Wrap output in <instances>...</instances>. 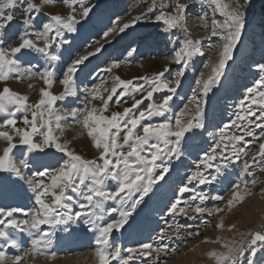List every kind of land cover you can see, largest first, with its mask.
<instances>
[{"label": "snow or ice", "instance_id": "6c2138e0", "mask_svg": "<svg viewBox=\"0 0 264 264\" xmlns=\"http://www.w3.org/2000/svg\"><path fill=\"white\" fill-rule=\"evenodd\" d=\"M53 2L0 0V173L25 181L35 202L26 211L0 207V264H27L29 258L38 256L53 258L47 250L57 231L67 232L77 224L94 236V264H145L146 258L153 256L149 264H160V254L169 250L164 242L185 227L178 218L192 220L203 218L205 213L214 216L230 212L261 183L252 169L264 173V63L257 65L259 78L246 88L230 122L209 133V150L167 206L165 216L171 220H165L166 226L156 234V246L143 242L127 248L112 245L113 234L121 232L153 186L169 172L172 159L183 155L181 144L186 134L205 127L203 102L197 91L206 96L232 59L245 27L244 5L241 0H142L144 11L122 24L119 19L114 21L103 39L111 43L109 36L141 22L157 26L175 45L162 69L131 79L114 74L115 69L131 63L128 58L136 51L132 48L124 60L112 61L102 69L110 79L81 87L77 84L78 71L90 57L102 52L104 44L97 42L93 50L65 62L66 67L60 63L62 53L58 50L70 44L66 34L77 32V25L89 17L92 7L89 0H62L66 13L45 11ZM192 16L195 24L190 28ZM195 29H203L206 35L194 38ZM214 37L216 57L204 64L209 72L200 74L188 103L173 112L170 102L182 78L193 58L203 55L201 41ZM171 65L179 67L168 79ZM10 80L42 82L37 99L30 102L27 94L14 91ZM57 85L58 93L53 91ZM27 87L34 89L35 85L28 83ZM154 94L162 95L157 98ZM68 98L79 100L82 107H57ZM122 104L128 106L121 108ZM154 118L160 119L153 122ZM69 119L79 128V135L88 139L94 157L80 154L71 147V141L64 139ZM253 144H258L255 150L250 148ZM50 149L61 154L57 165L26 176L24 170L31 168L34 156L47 155ZM237 161H242L241 179L232 185L230 198L210 196L200 189V185H211ZM213 168L214 173L209 174L207 170ZM209 200L223 201L225 207L207 208L205 202ZM15 213H22L24 218L17 219ZM215 229L234 235L201 241L218 246L204 253L210 264H264V223L255 230L239 231L234 223L226 225L221 216ZM23 234L30 239L27 250L21 248ZM10 249L22 254L8 256L6 251Z\"/></svg>", "mask_w": 264, "mask_h": 264}, {"label": "rangeland", "instance_id": "374dc122", "mask_svg": "<svg viewBox=\"0 0 264 264\" xmlns=\"http://www.w3.org/2000/svg\"><path fill=\"white\" fill-rule=\"evenodd\" d=\"M245 11V27L242 30L241 38L237 46L233 49L232 59L229 60L223 70L219 81L213 86L206 96H202L199 91L197 95L203 102L204 124L203 129H196L187 133L185 140L182 141L181 148L183 155L179 159L173 158L168 173L159 180L148 196L129 217L128 223L121 232L113 234V247L123 248L135 247L139 243L155 244L156 234L166 225L165 220H171L170 216H165L167 206L175 198L178 188L186 182V177L191 170H194L196 162L209 150L212 140L209 133L215 132L218 127L229 123L233 118V113L237 110L236 105L243 99L247 87H251L256 79L259 78L257 65L264 63V0H241ZM92 11L85 21L77 25V32L66 34L70 44L61 47L58 52L62 53L63 67L85 51L93 50L99 44H104L101 53L95 57H90L77 73L78 86H91L94 82L102 79H110V74L103 72L112 61L124 60L127 51L135 48L134 55L128 58L131 63L124 64L119 69L114 70V74L122 78L131 79L137 76L151 74L162 69L166 62L165 57L171 54V49L175 46L167 34H162L157 26L151 23L141 22L127 29L119 35L109 36L111 43H105L103 33L114 27L113 22L119 19L124 23L132 16L144 11L146 5L142 6V0H89ZM235 6V5H233ZM45 11L66 13L62 0H54L52 4L44 9ZM199 9H197L198 11ZM20 17L17 16V20ZM195 24V17L189 20V27ZM16 24H13V31ZM203 29L193 30V37L200 38L205 36ZM217 43V38L201 41V52L203 55L193 58L191 66L182 78L181 86L177 89L176 95L170 102L172 111H178L188 103V98L193 95V89H197L196 79L203 72L207 74L209 69L204 64L209 58L215 59L216 50L212 45ZM37 60H33L36 63ZM67 62V63H65ZM179 66L171 65L170 72L166 74L171 79ZM58 75L61 71L58 70ZM28 83L35 85L34 89L27 87ZM134 83H142L135 81ZM9 86L22 94H27L30 102H34L38 97L42 82L38 80L25 81L23 83L10 80ZM53 91L59 92L57 85ZM159 98L162 94H154ZM130 99L128 104H130ZM147 101L145 102V104ZM128 106L127 104H122ZM57 107L71 108L82 107L79 100L68 98L66 101L57 103ZM115 109V105L113 106ZM194 107V106H190ZM171 114V113H169ZM2 119V117H0ZM160 118H154L153 122H158ZM259 130H257L258 132ZM64 139L71 141V147L77 152L92 158L94 151L89 146L86 137L79 135V128L74 126L71 119L67 121ZM250 139V138H246ZM3 147V141H0ZM258 144L250 146L252 150ZM48 154L35 155L30 161L31 168L24 170L25 175L43 167H55L59 159V153L54 149L47 150ZM19 158V151H16ZM242 161H237L229 165L223 173L217 175L216 181L211 185H200V189L211 195H221L225 200L230 198L232 185L241 179ZM209 174L214 173L213 169L207 170ZM254 175L261 183L251 189L252 195L237 205L230 212L220 213L214 216L204 214L203 218L197 217L192 220L178 218L179 222L185 227L181 228L179 235H174L164 243L168 244V252L160 254V264H210L204 253L217 245L201 243L205 238L214 239L216 236L230 238L234 233L220 232L215 229V224L224 217L225 224H236L237 230H255L264 223V173L259 169H252ZM243 179H251L244 176ZM188 194H185V198ZM33 193L29 190L25 181L18 179L9 173H0V207L10 208L19 207L25 211L34 206ZM113 207L112 202H108ZM207 208H224L223 201H206ZM117 215V214H113ZM17 219H23L22 213H15ZM164 219H161V218ZM47 230V226H42ZM197 233L199 235H197ZM21 234H18V236ZM30 247V239L27 234L22 235L21 248L27 250ZM94 236L81 225H72L67 232L58 230L53 245L47 250V256L29 258L27 264H94L92 250L94 249ZM174 250V251H173ZM8 256L21 255L22 252L16 249L6 251ZM143 259V258H142ZM155 256L146 258L145 264H149ZM113 264H116L114 261ZM133 264H141L135 261Z\"/></svg>", "mask_w": 264, "mask_h": 264}]
</instances>
